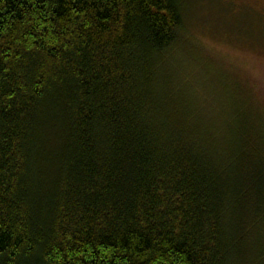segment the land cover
Masks as SVG:
<instances>
[{
  "label": "trees",
  "instance_id": "obj_1",
  "mask_svg": "<svg viewBox=\"0 0 264 264\" xmlns=\"http://www.w3.org/2000/svg\"><path fill=\"white\" fill-rule=\"evenodd\" d=\"M182 11L0 0V264H264V118L170 95Z\"/></svg>",
  "mask_w": 264,
  "mask_h": 264
},
{
  "label": "rangeland",
  "instance_id": "obj_2",
  "mask_svg": "<svg viewBox=\"0 0 264 264\" xmlns=\"http://www.w3.org/2000/svg\"><path fill=\"white\" fill-rule=\"evenodd\" d=\"M181 43L163 63L170 84L192 115L219 135L245 112L264 118V0H181ZM258 114V116H257ZM261 118V119H262ZM264 121V119H262ZM258 127V126H257ZM237 131H230V143ZM225 140V139H224Z\"/></svg>",
  "mask_w": 264,
  "mask_h": 264
}]
</instances>
